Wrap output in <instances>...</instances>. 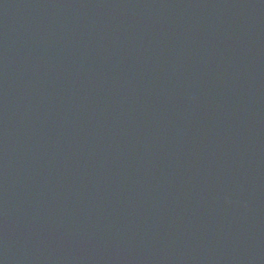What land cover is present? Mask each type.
<instances>
[{
    "label": "water",
    "instance_id": "water-1",
    "mask_svg": "<svg viewBox=\"0 0 264 264\" xmlns=\"http://www.w3.org/2000/svg\"><path fill=\"white\" fill-rule=\"evenodd\" d=\"M0 264H264V0H0Z\"/></svg>",
    "mask_w": 264,
    "mask_h": 264
}]
</instances>
